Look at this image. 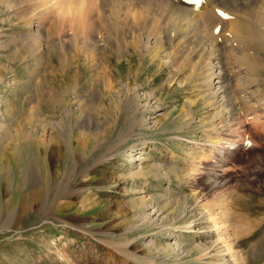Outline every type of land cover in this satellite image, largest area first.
<instances>
[{
	"label": "bare ground",
	"instance_id": "1",
	"mask_svg": "<svg viewBox=\"0 0 264 264\" xmlns=\"http://www.w3.org/2000/svg\"><path fill=\"white\" fill-rule=\"evenodd\" d=\"M0 5V11L13 13L16 22L27 30L18 36L19 40L15 36L11 41L25 46L36 59L32 76L37 78L45 65L46 50L57 55L63 77L70 67H77L78 74L80 63L93 70L84 85L77 78L55 95L53 87L46 85L45 98L52 109H60V115L56 118L57 113L51 109L52 112L42 116L38 104H34L26 118L32 124L36 121L42 125L43 141L42 136L34 134L40 131L36 128L15 136L12 149L16 158L24 141L41 138L38 139L44 146L43 160L48 173L47 197L61 186L52 171L54 142H60L58 153L63 147L74 162L86 160L105 145L107 130L125 114L123 128L92 165L114 163L112 160L121 158L128 161L127 174H118L107 184L131 180V188L124 191L133 192L134 205L127 213L134 220L126 230L154 228L156 236L143 241L142 254L129 248L136 238L109 243L123 245L121 252L128 259L146 264H161L158 261L161 254L177 259L195 255V260L204 264H248L239 242L250 233L251 213H239L240 204L233 206L230 164L238 156L237 148L244 143L235 136L239 125L245 124L241 117L264 123V0H0ZM0 27L2 34L3 26ZM50 28L57 30L58 40L41 52L45 31ZM6 43L0 40V46ZM19 50L16 48V53ZM114 55L118 61L124 57L129 62L134 57L138 59L136 68L130 65L125 80L111 73ZM146 58L156 65L153 77L160 73L164 77L156 88L154 80L149 79L150 89L144 90L139 75ZM55 66L47 70L54 73ZM174 87L184 91L185 101L178 114L180 126L197 122L202 134L186 145L184 161L171 149L169 158L146 162L149 159L146 135L163 126L179 108L163 99L164 88ZM102 112L106 113V119L102 118ZM7 135H11L9 129ZM132 138L142 141L121 150L122 143ZM0 158V164H4L2 171L6 165L12 166L10 160L4 162L5 156L0 154ZM92 169L86 166L81 176L87 177ZM173 175L178 181L183 178L192 181V187H198L196 179L202 175L199 177L204 178L206 192L201 191L199 196L180 190L183 194H175L171 188ZM153 177H165L169 182L162 191L150 194L147 188ZM66 193L72 195L73 191H66L65 196ZM86 201L85 206L89 204L87 208L91 209L89 198ZM167 235L166 243L158 242Z\"/></svg>",
	"mask_w": 264,
	"mask_h": 264
},
{
	"label": "rangeland",
	"instance_id": "2",
	"mask_svg": "<svg viewBox=\"0 0 264 264\" xmlns=\"http://www.w3.org/2000/svg\"><path fill=\"white\" fill-rule=\"evenodd\" d=\"M16 21L18 19L13 13L0 11V26H3L0 40L7 41L6 46H0V151L3 152L0 154L5 156L4 162L6 164L10 160L12 165H10L11 167L6 165L4 167L5 172L1 169L4 164H0V214H2L0 215L2 216L0 217V264H146L145 262H138L134 258L128 259L121 252L123 245H111L109 243L111 240L125 242L127 239L136 238V241L129 248L137 254H142L143 241L151 235L156 236L154 228L141 227L126 230L134 220L127 213L134 205L131 202L133 192L131 189L127 192L124 191L125 188H131V180L128 179L125 182L121 180L118 184H107L118 174H127L128 161L121 158L119 161L112 160L114 163L106 162L103 165L93 166L94 161L108 149L107 146L111 145L119 130L123 128L125 114H122L117 123L107 130L106 138L108 140L104 143L103 149H96L95 153L86 160L74 162L73 157L63 147L61 154L58 153L60 142H54L55 159L59 157L60 159H54L52 171L55 174L54 179L57 182L61 181V186L47 197L45 182L48 173L43 160L44 146L41 140L39 141L41 138L43 141L44 138L40 129L42 125L36 121H33L32 124V121L30 122L26 118L36 104H38L40 115L46 116L49 112L54 111L53 113L55 115L57 113L56 118H58L60 109H52L51 104L45 98L46 85L48 84L50 88L53 87V95H55L58 91L66 88L67 82L77 81V78L84 85L93 70L85 66L84 63H80L78 74L75 73L77 67H70L67 70V75L65 74L63 77V74H60L62 71H60L57 55L51 50H46L47 46L52 44V41L58 40L59 36L56 29L54 32L53 28H50L45 31L46 40L41 46L44 48L42 51L40 47L41 52L46 50L44 53L46 63L37 78L32 76L33 70L37 67L36 59L32 56L33 54L31 56L28 54L25 46H19L18 43L11 41L15 36L19 40L20 37L18 36L27 32L26 29H23L25 26L22 27L23 25ZM16 48L20 49L18 53H16ZM126 58L118 61L116 55L112 56L113 70L111 69V73L115 78L125 80L131 70L130 65L132 64L131 66L136 68L138 59L134 57L135 60L129 62ZM50 66H55L54 73L47 70ZM140 68L142 71L139 80L144 84V90L150 89L148 86L149 79L154 80L153 88L160 85L164 74L160 73L153 77L156 65L150 63L148 58L143 61ZM101 83L103 84L102 81H99V86H102ZM262 87L264 92V84ZM164 91L163 99H166L167 102L176 103L179 108L164 122L163 126L149 131L146 135L148 140L146 151L149 155L146 162H159L169 158L171 149L180 155L179 160L184 161V148H187L186 145L194 138H198L197 136L201 135L203 131L197 127V122L180 126L178 114L185 101L184 91L175 87L164 88ZM106 117V113L102 112V118L106 119ZM244 117L242 116L241 120L243 119L245 124L239 125V130L235 135L239 141L244 143L243 146L241 144L237 148L236 155L238 156L230 164L232 168L230 173L233 174V178L229 182V186L232 187L233 206L240 204L239 213H251L250 220L252 222L249 221L250 225L248 224L250 233L241 238L240 247L248 259V264H264V123L258 119H256L258 121H251ZM92 126V128L96 127L94 124ZM34 128L41 131L40 134V131L37 133L33 130L34 134L42 137H35L32 142L24 141L20 158L14 157L15 136L20 137L21 133L25 134V130L31 132ZM8 129L11 132L10 136L7 135ZM17 141L22 142L21 140ZM141 141L132 138L126 143H122L121 150L127 146L130 147L132 144H140ZM244 144H250V146L247 147ZM154 145L157 148H154ZM86 166L93 167L92 170L94 171L89 172L87 177H82L81 173ZM179 166L182 165L179 163ZM199 176L197 177L198 180L196 179L197 183H195L198 187H192V181L186 180V178L178 181L177 176L173 175V182L171 183L173 192L178 195L183 194L180 192L181 190L189 193L194 192L200 196L202 192H206V185L204 178L201 179L202 177ZM203 176L206 177V175ZM200 179L202 182L204 181L202 185ZM168 182L165 177H153L150 179L147 191L150 194L160 192L168 185ZM178 183H180L179 186ZM103 186L106 187L103 188ZM71 190L73 191L72 195L68 193H66L67 196L64 195L66 191L71 192ZM74 191L76 192L74 193ZM87 198L91 201V209L87 208L89 204L87 207L84 204L87 202ZM12 210L15 211V215ZM135 213L138 214V210ZM8 218L10 220L5 221ZM185 233L189 235L188 231ZM160 238L159 243H166L169 236ZM158 261L162 262L161 264H204L195 260V255L177 259L161 254L158 256Z\"/></svg>",
	"mask_w": 264,
	"mask_h": 264
},
{
	"label": "snow or ice",
	"instance_id": "3",
	"mask_svg": "<svg viewBox=\"0 0 264 264\" xmlns=\"http://www.w3.org/2000/svg\"><path fill=\"white\" fill-rule=\"evenodd\" d=\"M221 15H223V13H221Z\"/></svg>",
	"mask_w": 264,
	"mask_h": 264
}]
</instances>
